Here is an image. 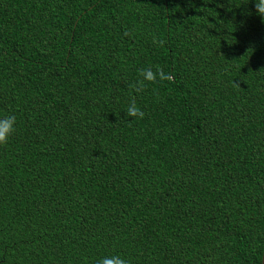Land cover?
I'll list each match as a JSON object with an SVG mask.
<instances>
[{
  "label": "trees",
  "instance_id": "obj_1",
  "mask_svg": "<svg viewBox=\"0 0 264 264\" xmlns=\"http://www.w3.org/2000/svg\"><path fill=\"white\" fill-rule=\"evenodd\" d=\"M4 115L0 264H260L255 0H0Z\"/></svg>",
  "mask_w": 264,
  "mask_h": 264
},
{
  "label": "clouds",
  "instance_id": "obj_2",
  "mask_svg": "<svg viewBox=\"0 0 264 264\" xmlns=\"http://www.w3.org/2000/svg\"><path fill=\"white\" fill-rule=\"evenodd\" d=\"M255 9L257 15L264 18V0H255ZM128 35V33H125ZM153 43L163 46V41L158 40L155 36L153 37ZM139 79L135 83L130 84L128 87L133 92H142L147 83L155 84L158 80L160 81H172L173 76L167 74L164 70L156 66L155 70L151 66L144 68L139 71ZM126 115L129 118H144V112L137 106L135 99L133 98L126 110ZM132 122V121H131ZM130 122V123H131ZM16 131V117L14 115L0 116V145H7L10 137ZM97 264H129V261L124 258L121 254L106 255L97 261Z\"/></svg>",
  "mask_w": 264,
  "mask_h": 264
},
{
  "label": "water",
  "instance_id": "obj_3",
  "mask_svg": "<svg viewBox=\"0 0 264 264\" xmlns=\"http://www.w3.org/2000/svg\"><path fill=\"white\" fill-rule=\"evenodd\" d=\"M260 264H264V245H263L262 252H261Z\"/></svg>",
  "mask_w": 264,
  "mask_h": 264
}]
</instances>
